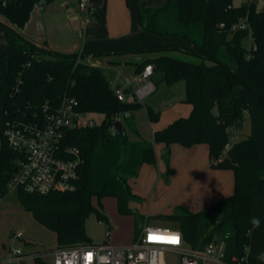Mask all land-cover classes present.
Here are the masks:
<instances>
[{
	"label": "trees",
	"instance_id": "1",
	"mask_svg": "<svg viewBox=\"0 0 264 264\" xmlns=\"http://www.w3.org/2000/svg\"><path fill=\"white\" fill-rule=\"evenodd\" d=\"M40 1L0 2V15L8 20H0L7 41V48L0 53V199L8 193V181L16 169V154L4 136L8 122L41 115L46 102L58 105L67 93L77 98L80 111L103 115L100 123L67 131L65 143L77 147L83 159L75 188L48 194L16 190L23 209L56 234V248L95 244L86 231L87 217L95 211L99 219L108 221L94 203L95 197L101 206L104 197H115L121 214L134 213L130 203L141 197L130 181L138 177L143 164H156L155 143L165 145L162 156L168 172L172 144H206L211 166L233 171L234 191L199 211L178 208L143 218L172 223L192 247L201 248L217 236L226 241L227 259L243 256L247 249L249 264H264V5L259 9L256 1L229 8L230 0H166L161 6L138 5L142 30L181 38L190 46H142L93 53L152 54L138 70L151 62L168 83L185 81L190 113L156 129L152 139H147L131 116L141 104L120 101L101 68L84 60L88 53L58 51L21 32ZM243 17H248L255 48L245 44L248 30L229 29ZM221 23L226 25L222 28ZM174 47L197 59L169 55L168 49ZM124 111L131 114L122 119L123 132L112 135V122ZM148 113L150 121H158V111L149 106ZM246 116L250 117L251 132L239 139L222 161L213 162L228 141L229 128L239 130ZM129 132L136 138L131 139ZM253 219L259 224L254 226ZM34 260L50 264L40 255Z\"/></svg>",
	"mask_w": 264,
	"mask_h": 264
},
{
	"label": "rangeland",
	"instance_id": "2",
	"mask_svg": "<svg viewBox=\"0 0 264 264\" xmlns=\"http://www.w3.org/2000/svg\"><path fill=\"white\" fill-rule=\"evenodd\" d=\"M65 1L67 0H51L45 9H41L39 3L36 4L24 27V32L34 34H37L38 31L41 32L43 34L42 41L48 40V44H51L57 50L89 52L92 57L88 56L87 58L94 65H99L114 90L117 88V84L122 82L124 76L135 74L136 66L132 63H126L121 57L122 53L114 54L111 58L113 61L119 60L120 62L109 61L107 57L94 55L93 53L123 49L124 46L131 43L140 44L133 45V47L165 45L185 47L188 45V42L181 38L156 35L141 30L142 28L137 37H126L123 39L110 37L106 40L99 39V41L96 39V37L100 38L103 36L97 28L101 10L104 14L107 12V20H117L118 27L127 25L124 22H129L132 24V27L136 28L138 26L140 28L137 14L138 5L161 6L166 0H109L107 3H103L104 1L102 0V6L100 5V0H91V4L95 8L93 21L85 24L81 20L82 25H78V27H75L71 23V18H68L64 12ZM235 4H240V1L235 0ZM263 5L264 0H257V7L259 9ZM0 20L8 22L7 18L1 15ZM103 41L113 47L95 49ZM251 41L248 35L245 44L249 46ZM6 48L5 31L0 26V53ZM167 53L171 56L182 58L194 57L197 59L195 56L188 55L175 47L168 49ZM151 56L152 54H148V57ZM206 63H210V61H206ZM152 80L156 84V89L144 97L142 104L133 110L131 115L141 130L142 136L147 139H152L153 130L157 122L165 124V122L172 119L174 114L187 116L190 111L189 103L185 102L186 83L184 80L168 83L162 79V72L160 71H154ZM149 106L159 112V119L155 123L149 119ZM214 111L217 112V109ZM83 116L86 119H93L96 123H100L103 119V115L96 112H88ZM250 132L251 121L250 117L246 116L242 127L237 130L236 134L238 139H242ZM129 136L131 139L136 138L131 132H129ZM164 148L165 146L162 143H155L156 164H151L149 169L146 168L141 171L138 177L131 180L134 191L141 197L140 200H135L131 203V208L134 210L133 214H121L118 211L115 197H104L101 200L102 206L99 204L98 199L94 198V203L104 211L108 221L99 219L95 211L87 217L85 223L86 231L93 242L96 244L109 243L116 245L120 244L123 240L133 241L141 233L146 221V217L143 218V215L172 212L178 208L189 209L206 206L218 196L231 194L234 191L233 179L229 181V190L223 191L217 188L216 185H212L213 181L210 173L213 170L209 168V165V170H205V161L186 166L181 155L176 154L177 160L176 162L170 161L171 172H168V164L162 156ZM176 155L172 154L171 157L173 158ZM207 160H209L208 157L206 162ZM215 188L216 190H213ZM187 189L190 191L185 196L183 195V191ZM152 190L155 191L154 194H152ZM184 204H188L191 207H187L188 205ZM149 222L168 224L165 226L174 227L172 223L155 221L152 218ZM18 232H22V237L19 239L13 238V234ZM226 234L229 235L230 231L227 230ZM6 246L19 248L23 252L52 250L57 246L55 233L52 230L44 228L29 212L23 209L17 191L13 189H9L8 193L0 199V257L7 256L8 250ZM44 257L49 262L52 261L50 254H44ZM166 261L167 264H181L180 256L175 251L166 252ZM24 264L36 263L34 258L28 256Z\"/></svg>",
	"mask_w": 264,
	"mask_h": 264
},
{
	"label": "built area",
	"instance_id": "3",
	"mask_svg": "<svg viewBox=\"0 0 264 264\" xmlns=\"http://www.w3.org/2000/svg\"><path fill=\"white\" fill-rule=\"evenodd\" d=\"M8 1L10 0H0L3 4ZM230 1L229 8L236 5L235 0ZM239 1L240 4H249L257 0ZM76 7L83 23L93 21L95 8L91 0H76ZM225 25L220 24L222 28ZM229 29L248 30L252 40L248 48H255L248 17L232 22ZM154 71V64L148 62L135 74L124 76L115 89L117 98L128 104H142L144 97L156 89L152 80ZM85 113L88 111L78 109L75 96L64 93L58 105L46 102L41 115L35 113L9 121L4 136L8 146L16 154V169L10 176L8 188L37 194L73 190L83 159L78 148L65 143L64 139L71 128L96 124L93 119L84 118ZM130 114V111H124L116 115L110 127L112 135L118 133L115 122H122ZM236 132L234 127L229 128L228 141L221 155L213 159V162L222 161L239 140ZM13 237L21 238L22 232L14 233ZM167 251L177 252L181 264H249L247 249L243 256L227 259L225 239L215 236L203 247L195 248L184 240L179 229L150 224L147 220L139 236L128 245L81 244L40 250L30 255L19 248L10 247L7 256L0 258V264H24L28 256L34 258L35 255H40L45 259L44 254L52 256L50 264H167Z\"/></svg>",
	"mask_w": 264,
	"mask_h": 264
},
{
	"label": "crops",
	"instance_id": "4",
	"mask_svg": "<svg viewBox=\"0 0 264 264\" xmlns=\"http://www.w3.org/2000/svg\"><path fill=\"white\" fill-rule=\"evenodd\" d=\"M104 1V2H103ZM100 0V5L102 6V2L103 3H107L109 2V0ZM49 2H45L44 4V7H41V9H45L47 7ZM149 4H154V3H149ZM35 7V6H34ZM64 12L65 14L68 16V18L70 17V21L71 23L75 26V27H78V25H82V21H81V18L79 17V14H78V11H77V7H76V0H67L65 1V6H64ZM138 14V13H137ZM107 12L106 14H104L102 12V10L100 11V17H99V20L97 22V28L100 30L101 34L103 36H101L100 38H97L96 39L99 41V39H102V40H106V39H109L110 37H113V38H117V39H123V38H126V37H137L139 34H140V29H141V26L140 28L137 26L136 28L135 27H132V24H130L129 22H124L126 23L127 25H124V26H121V27H118V21L117 20H112V19H108L107 20ZM2 16V15H1ZM139 20V19H138ZM39 23V21H38ZM25 27V26H24ZM24 27L21 28V32L28 38L34 40L36 43H39V44H43V43H46L48 45V47L52 48V49H55L52 47L51 44H48V40H44V42L42 41V37H43V34L41 32H37V34H34V33H29V32H24ZM135 28V29H134ZM142 30V29H141ZM39 33V34H38ZM133 45H140V44H127V46H124L123 49H129V48H137L136 46L133 47ZM187 46H190L189 44ZM110 47H113V46H110L107 42L103 41V42H100L98 45H97V48L95 49H105V48H110ZM57 50V49H55ZM119 50V49H117ZM58 51H63V52H73L75 50H72V51H64V50H58ZM85 53V52H84ZM92 57L90 56L89 52H88V55L84 58V60L88 63H91L90 62V59H88L87 57ZM114 55H109V56H105L109 59V61H113L111 58L113 57ZM121 57L124 59V61L126 63H132L136 66V72L138 71V65L140 63H142L145 58L148 57V54H130V53H127V54H123L121 55ZM187 59H194L196 60L194 57H189ZM113 62H120L119 60H114ZM93 64V63H91ZM96 65V64H95ZM99 66V65H97ZM135 72V73H136ZM119 84H117L118 86ZM190 105V108L189 110L191 111V104ZM189 111V113H190ZM179 114H174L172 116V119L168 120V122L174 120L175 118L179 117L178 116ZM157 122V121H156ZM168 122H165V124H162V123H156L155 124V127H154V130L153 132L156 130V129H159V128H163L164 126H166L168 124ZM155 123V122H154ZM167 123V124H166ZM137 125V124H136ZM138 127V126H137ZM141 131V130H140ZM153 135V134H152ZM164 145V144H163ZM165 146V145H164ZM163 152L165 151V148L162 150ZM173 155H176V154H180L181 157L183 158V161L185 162L184 164L186 166H191L193 165L194 163H199L200 161H205V164H206V167H205V170H209V168H211V176H212V185H216L217 188H220L222 189L223 191L225 190H229V185H230V180L233 179L234 181V175H233V171L230 170V169H218V168H214L211 166V157L209 155V149H208V146L206 144H196V145H193L191 147H184L180 144H172L171 146V156ZM207 157L209 158V160H207L206 162V159ZM171 160L173 162H176L177 160V155L175 157H171ZM170 160V161H171ZM210 167H209V166ZM149 167H151V164L149 163H145L142 165L141 169H140V172L145 170L146 168L149 169ZM209 167V168H208ZM139 172V174H140ZM131 182V181H130ZM132 185V184H131ZM133 187V186H132ZM134 190V189H133ZM213 190H216L213 189ZM190 190L187 189L186 191H183V195L186 196V194L189 192ZM135 192V191H134ZM154 190H152V194H154ZM136 193V192H135ZM226 193V192H225ZM225 195V194H223ZM229 195V194H227ZM202 197V195H201ZM220 197L222 196H218L217 198H215V200L213 202H210L209 204H207L206 206H199L198 208H189V210L191 211H199L211 204H213L214 202H216ZM204 202V201H203ZM132 203V202H131ZM131 203H130V206H131ZM184 205H188V204H184ZM205 205V204H204ZM187 207H191V206H187ZM188 209V208H186ZM194 209V210H193ZM197 209V210H196ZM26 212H29L27 210H25ZM31 214V216H33V214L31 212H29ZM159 213H165V212H158L157 214ZM152 214H149L147 216H151ZM27 218V217H26ZM34 218V216H33ZM35 219V218H34ZM36 220V219H35ZM37 221V220H36ZM155 221H160V222H164V223H168L166 221H162V220H156ZM38 222V221H37ZM148 223H150L148 220H147ZM39 223V222H38ZM150 224H154V225H168V224H159V223H150ZM44 227V226H43ZM45 228V227H44ZM56 235V234H55ZM15 238V237H13ZM19 239V238H17ZM135 239V238H134ZM133 241H129V240H123L120 244H116V245H128L130 243H132ZM112 245H115V244H112ZM10 247L12 246H6V249L8 250ZM56 248V247H55ZM53 248V249H55ZM37 251H40V250H37ZM36 251H33V252H24L28 255H30L31 253H34ZM6 257V256H5ZM31 257V256H30ZM1 258V257H0ZM33 258V257H32ZM35 261V260H34Z\"/></svg>",
	"mask_w": 264,
	"mask_h": 264
},
{
	"label": "water",
	"instance_id": "5",
	"mask_svg": "<svg viewBox=\"0 0 264 264\" xmlns=\"http://www.w3.org/2000/svg\"><path fill=\"white\" fill-rule=\"evenodd\" d=\"M44 4H45V1L44 0H42V1L39 2V5L41 7H44ZM115 127L118 130V132H120V133L123 132V126H122V123L120 121H116L115 122Z\"/></svg>",
	"mask_w": 264,
	"mask_h": 264
},
{
	"label": "clouds",
	"instance_id": "6",
	"mask_svg": "<svg viewBox=\"0 0 264 264\" xmlns=\"http://www.w3.org/2000/svg\"><path fill=\"white\" fill-rule=\"evenodd\" d=\"M252 223H253L254 226H255V225H258V224H259V220H258V219H253V220H252Z\"/></svg>",
	"mask_w": 264,
	"mask_h": 264
},
{
	"label": "snow or ice",
	"instance_id": "7",
	"mask_svg": "<svg viewBox=\"0 0 264 264\" xmlns=\"http://www.w3.org/2000/svg\"><path fill=\"white\" fill-rule=\"evenodd\" d=\"M175 242V241H174Z\"/></svg>",
	"mask_w": 264,
	"mask_h": 264
}]
</instances>
